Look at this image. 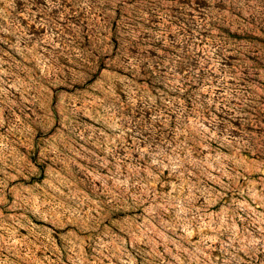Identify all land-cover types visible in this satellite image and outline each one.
Listing matches in <instances>:
<instances>
[{
  "label": "rangeland",
  "instance_id": "rangeland-1",
  "mask_svg": "<svg viewBox=\"0 0 264 264\" xmlns=\"http://www.w3.org/2000/svg\"><path fill=\"white\" fill-rule=\"evenodd\" d=\"M0 264H264V0H0Z\"/></svg>",
  "mask_w": 264,
  "mask_h": 264
}]
</instances>
